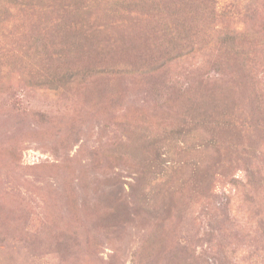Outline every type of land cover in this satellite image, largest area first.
<instances>
[{
	"label": "rangeland",
	"instance_id": "rangeland-1",
	"mask_svg": "<svg viewBox=\"0 0 264 264\" xmlns=\"http://www.w3.org/2000/svg\"><path fill=\"white\" fill-rule=\"evenodd\" d=\"M56 3L0 0V264H264V0Z\"/></svg>",
	"mask_w": 264,
	"mask_h": 264
},
{
	"label": "trees",
	"instance_id": "trees-1",
	"mask_svg": "<svg viewBox=\"0 0 264 264\" xmlns=\"http://www.w3.org/2000/svg\"><path fill=\"white\" fill-rule=\"evenodd\" d=\"M60 1L61 2L63 1L64 2L65 0H58V3H61ZM16 3H17V0H16ZM58 3H56V4H58ZM56 4H54V7L56 6ZM50 8H53V5ZM68 8H69V6H68ZM68 8L66 10H69ZM232 120L235 121V124L241 122V121H239V118L236 119L235 117L232 118ZM214 153L220 154L221 152L219 150H216ZM210 157L212 158V157H215V156H213V154H210Z\"/></svg>",
	"mask_w": 264,
	"mask_h": 264
}]
</instances>
